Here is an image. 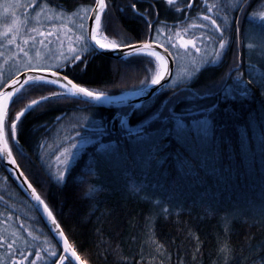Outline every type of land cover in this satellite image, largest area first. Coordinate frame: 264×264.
<instances>
[{"label": "trees", "instance_id": "trees-1", "mask_svg": "<svg viewBox=\"0 0 264 264\" xmlns=\"http://www.w3.org/2000/svg\"><path fill=\"white\" fill-rule=\"evenodd\" d=\"M260 1L241 5L242 23L238 29L233 24L221 62L205 67L180 88L191 85L211 88L214 93L197 101L205 108L217 105L215 131L206 148L194 149L173 135L149 162L120 126L129 108L110 110L72 99L45 104L18 122L19 143L10 142L13 158L48 204L83 264H264V61L252 60L242 46L245 15ZM48 2L70 12L76 6L92 5L94 0ZM106 4L105 23L112 19L129 44L145 41L144 23L151 18L158 23L174 21L162 0H106ZM147 61L148 57L137 55L113 60L94 52L79 66L63 68L62 74L92 91L118 96L139 90L146 77L139 76L135 67L138 63L146 68ZM41 94L48 92L22 90V98L9 105L12 119ZM172 95L168 86L145 106L154 111ZM187 107L185 102L177 111L183 113ZM148 114L131 113L127 119L136 126ZM58 116L62 117L59 121ZM101 118L108 135L98 140L117 142V150L103 159L97 154L92 174L78 183L98 147L86 145L73 163L67 183H54L42 168L38 144L46 146L62 129L74 132L80 128L94 135L95 131L84 130L82 125ZM9 124L6 116L5 127ZM0 172L28 203L1 164Z\"/></svg>", "mask_w": 264, "mask_h": 264}, {"label": "snow or ice", "instance_id": "snow-or-ice-1", "mask_svg": "<svg viewBox=\"0 0 264 264\" xmlns=\"http://www.w3.org/2000/svg\"><path fill=\"white\" fill-rule=\"evenodd\" d=\"M167 3L168 5H173L175 0H167ZM187 3L188 7L191 8L192 0H187ZM95 5L96 7L91 9L92 15L88 17L90 20L88 29L85 30L83 23H81L80 34L75 36L74 39L69 36L70 46L67 48L66 52L60 53L65 60L64 68H67L69 65L79 66V62L86 59V57L82 55L84 53L90 55L97 50L121 51L122 56L143 55L148 57V64H152L153 58L159 64L160 70L157 71L155 75H150V77H146L144 81H141L139 90L132 93L133 97L144 96L146 95L144 92L145 88H152L154 90L157 86H163L162 82L167 83L171 80L172 72L168 67L165 56L161 55V53L153 47L155 35L151 34V22L146 21L150 33L149 38L152 42H145L140 47L133 44H125L124 48L131 50L126 53L119 45L106 44L104 41L108 39L107 34H105L103 39L98 37L100 31L104 30L106 32L105 21L107 20L108 5L106 4V0H95ZM16 7H18V5L9 4L5 7V11ZM22 7L31 8L33 11L39 8L40 12L36 13L37 17L44 11L39 0H32V3L22 5ZM131 7L135 10L136 4L133 3ZM205 7L208 13L212 12L211 8H207L206 5ZM68 11H71V9ZM261 19L264 20V16H261ZM202 21L203 22L198 27L202 31L207 29L211 30L207 31L206 34L201 37H195L193 35L192 39H181L179 41V48L184 50L194 49L196 53H199L201 51V45H207L209 41H218L219 48L215 50L214 55L219 59L223 56L226 48L224 32L221 26L217 24V20L210 14L204 15ZM23 24L24 21H17L14 19L13 27L8 33H5L6 36H11L9 44H15L18 49V54H22L24 57L21 64L25 73L23 78H11L10 84L5 81L3 86L9 88V90L0 91V160L5 161L7 165H16L17 162L13 158V148L9 146V139H5L4 135L6 116L10 121L9 137L14 144H18L17 125L18 122L21 121V117L25 115V112L34 111L36 108L42 107L45 104L68 99H84L86 102H94L95 104L116 103L124 106L129 105L130 99L127 95L110 96L103 91H92L78 83H74V78L70 79L67 74H61L62 68L59 62L54 65L47 64L45 61L48 57L41 56L40 50L36 51L35 57L30 56V51L35 49L37 43L45 48H50L53 43L51 39L53 36L56 37L57 42L61 43L62 47L63 42L58 32L54 33L50 30L40 31L33 27L31 31L33 33H38L39 39L35 36H30L29 39H25L23 41L24 45H29L30 40L33 41L30 47L26 49L21 44L17 43L16 36L12 35L13 32L19 33L20 27L23 26ZM157 34L159 33L157 32ZM156 47H163L165 53L173 55L170 48L165 45L157 44ZM172 47H176V45L173 44ZM52 55L55 56V53L53 52ZM217 59L205 61V64L209 62L216 63ZM17 71L19 72L20 69H17ZM195 71L199 72L200 69H195ZM0 79H2V73H0ZM189 80H193V77L190 76ZM248 83L251 84L252 81H248ZM214 86L215 85H213V87ZM30 89L42 90V92L47 91L48 95L41 94L38 100L33 99L31 103L27 105L24 112L17 113L15 118L12 119L9 112V102L14 106L17 99L22 98V90L28 91ZM177 89H179V91H176ZM213 94L211 88L201 90L189 85L180 89V85L173 81V95L169 97L168 104H162L154 111L146 107L143 101L131 104L129 111L132 109L135 110L132 112V115L136 113L142 114L143 112H148L149 114L144 116L136 126L131 125L130 119L122 118L120 126L125 130L126 135L135 141L137 151L143 152L149 162L156 157L163 145V141L173 135L185 139L193 145L194 149H204L207 147L215 131L214 121L216 119L217 105L205 108L200 106L197 101ZM244 94V92H241V95ZM185 102H188L187 109L183 113L178 112L177 107ZM169 104L171 106H168ZM56 119L59 121L62 117L58 116ZM90 131H95L101 138L108 135V129L103 123L102 118L100 120H92V128ZM88 144L98 145V147L95 150L92 162L84 166L83 174L79 177L78 183L84 182V175L92 174V165L97 163V154L99 155V159H103L106 156L113 155L115 150H117V142H101V140L85 136L81 131L76 130L74 136L67 137L66 146L62 145L59 154L55 156V160L58 162V175L56 176L58 183L66 184L68 179L72 177L73 163L76 161L77 156L81 154V150ZM38 147L43 149L44 145L38 144ZM19 175L24 177L23 172L19 173ZM49 176L51 178V173H49ZM23 182L31 189V197L36 202L37 208L43 206L42 211L46 214L48 220H50V230L58 237L57 243L59 244L62 241V250H44L49 257L54 258L51 264H55L57 259L59 260V264H74V261H80V257L77 255L76 251L72 249V245L69 244L64 232L61 231L60 225L57 223L48 204L37 194L36 188L33 187L32 183L27 182V177H24ZM165 211L167 210L165 209ZM29 235H31V233H29ZM14 244L15 241L6 245L8 260L11 261V264H46V262L43 261L41 251L32 253L27 252L26 249L22 250L19 248L13 251ZM0 246H3L2 241H0ZM33 255L35 259H30ZM13 257H18V259H13Z\"/></svg>", "mask_w": 264, "mask_h": 264}, {"label": "rangeland", "instance_id": "rangeland-1", "mask_svg": "<svg viewBox=\"0 0 264 264\" xmlns=\"http://www.w3.org/2000/svg\"><path fill=\"white\" fill-rule=\"evenodd\" d=\"M162 1L166 3L165 11L171 10L174 14V21L170 23H158L155 18H151V34L155 35L154 43L169 47L173 53L171 56L174 61V73L169 83V89H173V81L179 84L181 88L190 82V76L194 79L205 67L218 65L223 56L217 59L214 55L215 50L219 48L218 41H209L207 45H201V51L199 53H196L194 49H180L179 41L181 39H192L193 35L195 37H201L204 36L207 31H210L211 29L202 31L198 27L203 22L202 17L210 14L217 20V24L221 26V29L224 32V38L226 41L224 55L228 48L229 35L233 24L236 29H238L240 23H242L244 8L241 7V5H244L245 7L250 0H246L245 3L244 0H192L191 8L188 7L187 0H175L173 5H168L167 0ZM30 3H32V0H0V73H2L0 89L3 87L5 81L8 82L11 78L24 72L21 64L24 57L22 54H18V49L15 44H9L11 36L5 35V33H8L13 27L14 19L17 21H24L23 26L20 27V32H13L12 35H15L16 42L26 49L30 47L33 41L30 40L29 45H24L23 41L25 39H29L30 36H35L39 39L38 33H33L31 31L33 27L40 31L50 30L54 33H59L63 42V47L60 42H57L56 37L53 36L51 38L53 43L50 48H45L37 43L35 49L31 50L29 54L30 56L35 57L36 51L40 50L41 56L48 57L45 61L47 64L54 65L59 62L63 69L65 60L60 53L66 52L67 48L70 46L69 36L74 39L75 36L80 34L81 23H83L84 29L86 30L87 20L95 0L92 5L76 6L70 12L60 9L59 6L50 5L48 0H39L41 7L44 9L39 17L36 15L37 12H40L39 8L33 11L31 8L22 7V5H28ZM9 4H16L18 7L5 11V7ZM205 5L207 8L212 9L211 13H208ZM261 16H264V0L253 5L250 11L245 15L246 26L242 38V46L245 53H247L252 60L263 63L264 30H261V28L264 27V20L261 19ZM112 21L113 20L110 19L108 23H105L106 32H108L109 35H107L108 39L104 42L109 45L116 44L119 46L129 44V42H124L123 33L113 26ZM144 27L145 41L143 42H152L149 38L150 33L146 23H144ZM106 32L104 30L100 31L98 37L103 39L105 34H107ZM157 32L159 34H157ZM173 44H175L176 47H172ZM53 52L55 53V56L52 55ZM82 55L87 57L88 54L84 53ZM137 56H142L144 58L143 55ZM258 56L261 57V59ZM213 59H217V62H209L205 64V61H211ZM152 62L153 63L149 64L146 68L137 63L135 69L139 70V76L145 74V77H150V75H155V73L160 70L159 64L154 58L152 59ZM149 67L150 70L147 71V68ZM17 69H20V71L18 72ZM195 69H200V71L196 72ZM227 77L228 74L226 78ZM74 117L76 118V115ZM126 117L124 119H126ZM82 128L84 130L89 128L90 131V128H92V122H84ZM50 131L51 130L46 127L45 132L50 134ZM79 131L85 136L93 139H99L100 137L97 133L94 135L91 133L86 134L80 128ZM5 133L10 143L9 126L6 128ZM74 135L75 131L70 132V130L66 131L64 129H62V131H56L53 140L49 141V143L41 149L42 152L39 159L42 168L48 176L49 173H51V178L50 176L49 178L56 184L58 183L56 180V176L58 175V162L55 160V156L59 154L62 145L66 146L67 137ZM0 193V241L3 242V246H0V264H11V261L8 260V250L6 245L13 241H15L13 251H15L16 248L22 250L26 249L27 252L32 253L35 251H41L43 261L46 262V264H51V261L54 258L49 257L44 250H56L55 246L48 238L45 228L39 222L32 208L29 207L22 198L20 199L16 195L2 172H0ZM29 233H31V235H29ZM13 259H18V257H13ZM30 259H35V256H31Z\"/></svg>", "mask_w": 264, "mask_h": 264}, {"label": "water", "instance_id": "water-1", "mask_svg": "<svg viewBox=\"0 0 264 264\" xmlns=\"http://www.w3.org/2000/svg\"><path fill=\"white\" fill-rule=\"evenodd\" d=\"M95 7H96V5L94 3L93 8H95ZM91 15H92V12H90L89 16H91ZM89 24H90V20L88 19L86 30L88 29ZM143 43H145V42H143ZM143 43H136V44H133V45H136L137 47H140ZM156 45L157 44L154 43L153 44V47L157 51H159L161 53V55H164L165 56L166 62L168 63V67L171 69L172 77H173V73H174V61H173L172 56L171 55H168L167 53H165L163 47H156ZM121 48L126 53L131 51L130 49H127V48H124V47H121ZM95 52L98 53V54H100V55H102V56H105L107 58L114 59V60H121V59L125 58L126 56H129V55L122 56L121 55V51H100V50H97ZM23 75H25L24 72L20 73L19 75H17L14 78H23ZM170 81L171 80H169L167 83L162 82V85L163 86H157L154 90L152 88H145L144 89V92L146 93V95H144V96H135V97H133L132 96V93H134L136 91L129 93L127 95L130 98L129 99V105L128 106H124V105H120V104H116V103L95 104L94 102H86L84 99H79V101H82L84 103L90 104L91 106L101 107V108L110 109V110L120 109V108H127V107H130L131 104L139 103L141 101H143V103L144 102H147L148 100H150L151 98H153L154 96H156L159 92H161L162 90H164L168 86V84L170 83ZM10 83H11V81L8 82V84H10ZM8 90H9V88L3 87L0 91H8ZM26 107L21 112H24L25 109H26ZM133 110L134 109H132L130 111V114H131V112ZM27 113L28 112H25V115ZM0 162H1V165L4 168V170H5L8 178L13 182V184L17 187V189L24 195V197L31 204V206L33 207V209L36 212L37 216L39 217V219L41 220L42 224L44 225V227L46 228V230L49 232V234L51 235V237L55 241V243L58 246V248L60 250H62V247H63L62 241L59 244L57 243L58 237L55 236L54 232L50 230V227H51L50 220H48L46 214L43 213V211H42L43 206H39V208H37L36 202L31 197V189H29L27 187L26 183L23 182L25 176L24 177H21L19 175V173H21V171H20L18 165L17 164L16 165H7L6 162L3 161V160H0ZM27 182L30 183L28 181V179H27ZM56 264H59V261ZM74 264H83V262L81 260L80 261H74Z\"/></svg>", "mask_w": 264, "mask_h": 264}, {"label": "bare ground", "instance_id": "bare-ground-1", "mask_svg": "<svg viewBox=\"0 0 264 264\" xmlns=\"http://www.w3.org/2000/svg\"><path fill=\"white\" fill-rule=\"evenodd\" d=\"M1 167H2V165H1ZM3 168V167H2ZM20 169V168H19ZM3 170H4V168H3ZM21 171V170H20ZM4 172H5V170H4ZM22 172V171H21ZM5 174H6V172H5ZM6 176H7V174H6ZM8 177V176H7ZM73 249V248H72ZM74 250V249H73Z\"/></svg>", "mask_w": 264, "mask_h": 264}]
</instances>
